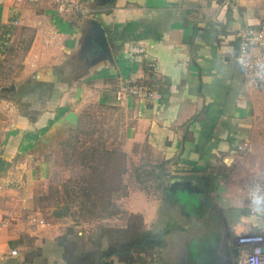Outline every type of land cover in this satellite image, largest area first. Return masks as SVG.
I'll return each instance as SVG.
<instances>
[{
    "label": "crops",
    "instance_id": "obj_1",
    "mask_svg": "<svg viewBox=\"0 0 264 264\" xmlns=\"http://www.w3.org/2000/svg\"><path fill=\"white\" fill-rule=\"evenodd\" d=\"M81 1L89 18H97L105 29L113 62L96 60L94 48L80 53L88 17L61 14L51 0H0V152L12 161L0 174V264H61L60 257L49 258L61 228L35 223L26 213L33 179L50 168L48 161L35 160L34 150L58 118L76 110L78 92L110 105H131L132 138L147 140L166 160L162 164L179 166L165 189L176 181L200 188H185L195 194L189 197L191 205L204 200L197 208L173 193L185 206L183 214L204 221V230L186 245L189 264L202 254L208 255L205 264H239L237 235L264 234V207L254 206L246 195L264 173V134L257 132L258 110L264 108L258 97L264 91L245 82L235 61L236 34L264 22L263 0ZM24 31L31 35L23 61L4 80L10 45L19 48ZM135 45L145 52L132 59L128 50ZM129 79L147 84L157 97L117 100L116 92ZM11 83L14 90L8 89ZM27 98L43 106L36 117L18 111ZM241 142L246 146L239 147ZM185 231L176 237H189Z\"/></svg>",
    "mask_w": 264,
    "mask_h": 264
},
{
    "label": "rangeland",
    "instance_id": "obj_2",
    "mask_svg": "<svg viewBox=\"0 0 264 264\" xmlns=\"http://www.w3.org/2000/svg\"><path fill=\"white\" fill-rule=\"evenodd\" d=\"M15 2L26 3L23 0ZM50 4L56 8L53 1ZM70 15L76 19L85 18L79 12ZM89 16L90 14L86 15V18ZM23 34L25 35L20 40L19 48L10 45L11 57L7 61L9 66L1 73L4 80L10 74L9 69L18 67L23 61L31 32L24 31ZM62 66L63 71L68 70V65ZM81 69L83 68H78L79 71ZM68 74L67 72L64 78L69 85L71 78ZM85 85L91 86L88 81ZM48 88L47 85L46 90ZM76 96L77 105L74 108L79 115L77 124L58 128L46 142L43 141L47 136L45 133L34 150L37 155L35 160L48 161L50 168L44 176L37 174V179H33L31 205L26 214L29 218L34 215L42 218V221L52 224L51 228L58 225L62 231L55 239L64 238L68 247L71 245L67 252L85 254L86 251L96 249L99 242L106 247L111 243L128 242L142 233L152 232L159 233L164 245L141 255L135 253L134 264H189V240L204 230V221L196 216L191 218L183 214L185 206L183 208L174 199L175 196L170 198L165 189L167 179L178 172L174 169L179 166L172 168L167 162L162 164L166 160L155 154L153 146L147 140L132 138L135 116L131 105L102 103L95 95L86 92H78ZM135 98L139 99L132 97ZM32 99L27 98V101L19 103L20 114L34 117L38 115L43 106L37 105L36 100ZM258 100L264 103V96L258 97ZM257 119L260 128L257 132L264 134V108L258 110ZM65 185L73 186L77 191L81 188L89 192L90 201L86 200L87 205L83 211L64 196ZM175 191L176 198L183 202L195 195L183 188ZM81 200L82 197L78 202ZM93 201H97L96 206H92ZM107 201L115 203L117 211L114 215L101 218L97 215L101 202L104 204ZM160 206H163L166 214H163ZM46 222L44 223L47 224ZM183 228H186L184 234L189 237H176ZM166 234L170 237H166ZM56 248L51 249V253ZM54 255L59 257L55 251L50 255V260ZM60 260L64 264L62 257Z\"/></svg>",
    "mask_w": 264,
    "mask_h": 264
},
{
    "label": "built area",
    "instance_id": "obj_3",
    "mask_svg": "<svg viewBox=\"0 0 264 264\" xmlns=\"http://www.w3.org/2000/svg\"><path fill=\"white\" fill-rule=\"evenodd\" d=\"M20 1V0H16ZM26 3H37L40 0H23ZM60 13L71 14L79 12L86 16L89 9L79 0H51ZM264 2V0H263ZM15 23H17L15 21ZM236 63L244 72L247 86L251 89L264 91V22L256 26H244L237 34ZM145 52L142 45L130 46L128 54L135 58ZM127 96L142 100H152L157 97L150 87L137 80L129 79L116 92V99L123 101ZM246 146L241 142L239 147ZM247 198L257 207H264V173L247 190ZM35 223L43 225L45 221L34 215L30 217ZM236 246L239 249V264H264V234L242 232L236 237ZM12 255L16 250H11Z\"/></svg>",
    "mask_w": 264,
    "mask_h": 264
},
{
    "label": "trees",
    "instance_id": "obj_4",
    "mask_svg": "<svg viewBox=\"0 0 264 264\" xmlns=\"http://www.w3.org/2000/svg\"><path fill=\"white\" fill-rule=\"evenodd\" d=\"M64 196L71 199L72 203L82 211L86 207L87 201H90V194L85 189L75 190L73 186H64ZM83 200L78 202L79 198ZM68 201V200H67ZM68 201V202H70ZM97 201L92 202V206H96ZM90 211V210H88ZM117 211V206L115 203L102 204L100 206L99 213L93 212L99 215L101 218H106L108 216L114 215ZM57 248L55 251L58 253L59 257L63 259L64 264H134V255L142 253H147V251L154 249L155 247H160L164 245V241L159 233L145 232L138 236L136 239L128 242L111 243L104 247L100 242L96 245V249L89 250L90 252H85L78 254L75 251L67 252L71 249V245L68 247V243H65L64 238L56 239ZM68 247V248H67ZM142 256H139L141 258Z\"/></svg>",
    "mask_w": 264,
    "mask_h": 264
},
{
    "label": "water",
    "instance_id": "obj_5",
    "mask_svg": "<svg viewBox=\"0 0 264 264\" xmlns=\"http://www.w3.org/2000/svg\"><path fill=\"white\" fill-rule=\"evenodd\" d=\"M112 1L113 0H99L98 4H105ZM87 23L89 24V31L88 35H86L84 39V43L82 44L80 53L86 51L88 47H90L91 49L94 48L93 51L97 53V58H95L96 60H98V58H102L107 59L109 62H113L111 49L107 42L105 29L103 28L101 22L97 18L88 17ZM8 89L14 90V84L11 83ZM78 120L79 116L75 111H69L65 113L61 118H58L54 122L52 128L47 132V136L43 139V141H48L50 139V136L53 135L54 131H56L58 128L65 125L74 126L75 124H77ZM1 155L2 151L0 152V174L5 173L7 168L12 165V161L3 159Z\"/></svg>",
    "mask_w": 264,
    "mask_h": 264
},
{
    "label": "flooded vegetation",
    "instance_id": "obj_6",
    "mask_svg": "<svg viewBox=\"0 0 264 264\" xmlns=\"http://www.w3.org/2000/svg\"><path fill=\"white\" fill-rule=\"evenodd\" d=\"M189 185H187V183L186 182H174L173 184H169V189H167L168 190V193H169V197L170 198H172L171 196L173 195V193H175V189H178V188H183V189H185V188H193V190L194 191H198V190H200V188L198 187V186H196V187H194V186H191V187H188ZM191 191V190H190ZM175 195V194H174ZM174 199H176V198H174ZM187 201H189L190 202V205L191 204H193V201H192V198L190 199V198H188V200ZM198 206L199 205H201V204H204V200L203 199H198ZM186 205H188L187 203H186ZM194 206V208H197L198 206H196V205H191V208ZM216 255V254H215ZM206 256H208V255H199L198 257H197V259H196V264H205V262H206ZM213 256V255H212ZM213 263V262H212ZM212 263H208V264H212ZM193 264H195V263H193Z\"/></svg>",
    "mask_w": 264,
    "mask_h": 264
},
{
    "label": "bare ground",
    "instance_id": "obj_7",
    "mask_svg": "<svg viewBox=\"0 0 264 264\" xmlns=\"http://www.w3.org/2000/svg\"><path fill=\"white\" fill-rule=\"evenodd\" d=\"M228 162V161H227Z\"/></svg>",
    "mask_w": 264,
    "mask_h": 264
}]
</instances>
